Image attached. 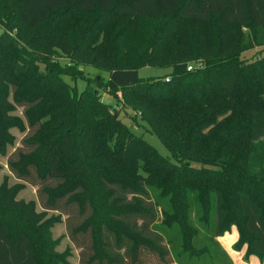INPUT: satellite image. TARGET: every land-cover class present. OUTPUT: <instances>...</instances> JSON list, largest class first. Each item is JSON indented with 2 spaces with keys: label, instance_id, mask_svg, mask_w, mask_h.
<instances>
[{
  "label": "trees",
  "instance_id": "trees-1",
  "mask_svg": "<svg viewBox=\"0 0 264 264\" xmlns=\"http://www.w3.org/2000/svg\"><path fill=\"white\" fill-rule=\"evenodd\" d=\"M70 9L111 13L104 38L137 24L138 49L121 39L113 58L99 49L93 61L112 62L104 86L173 161L100 92L63 79L74 74L53 59L69 54L63 33L26 49ZM0 28V153L15 145L12 129L25 132L6 160L20 181L0 184V264H69L51 232L61 216L78 264H233L216 240L233 224L234 246L264 257V55L242 57L264 46V0H0ZM156 58L168 80L138 75L136 64ZM24 184L40 210L17 198Z\"/></svg>",
  "mask_w": 264,
  "mask_h": 264
},
{
  "label": "rangeland",
  "instance_id": "rangeland-1",
  "mask_svg": "<svg viewBox=\"0 0 264 264\" xmlns=\"http://www.w3.org/2000/svg\"><path fill=\"white\" fill-rule=\"evenodd\" d=\"M110 14H100L99 12H90V11H73V10H57L53 18H58L59 23L57 24L58 28H50V31H45L41 29L34 30L32 33L36 34L35 37L29 42L30 46L26 45V49L32 51L33 53H38L42 50V45L48 47L52 45L54 40L59 37L62 33L65 35L64 42L67 47H69V54L63 53L60 50H55L57 53L54 54V60L56 59L63 66H66L68 71L74 73L73 77L64 75L63 79L75 87L77 90H82L86 87H90L96 92L101 93V99L108 103H111L113 106L112 112L118 114L120 119L126 123L129 128L138 136H141L149 144H151L162 156L169 158L173 161V158L170 155V152L159 139V137L150 131L149 125L140 119L139 112L124 110L123 101L121 98V93L117 92V98L111 94L108 89L104 86L103 82L108 77V72L114 66L112 62L101 63L100 61H93V57L97 54L105 52L110 54L113 58L114 47H118L121 43V39H128L130 41L129 49L134 48L138 49L139 42L142 38L134 36H129L130 33L135 32L137 29L136 23L127 24L126 20H123L121 26L120 24L116 25L111 29V36L109 38L103 37V23L105 25H110L111 20H114L113 15ZM110 18V19H108ZM107 19V20H106ZM103 20L102 26L101 22ZM106 20V21H105ZM105 21V22H104ZM137 23H144L148 27H151L154 24H159L160 22L149 20V19H138L134 20ZM2 29L0 28V34ZM27 33V32H26ZM32 33H27L29 37H32ZM129 33V34H124ZM148 34L149 32L146 31ZM119 34V35H118ZM115 35H118L115 37ZM128 35V36H125ZM109 36V35H108ZM115 37V38H114ZM73 38H75L73 41ZM105 39V42L99 46L100 43ZM127 47V46H126ZM120 52L116 55L119 57ZM131 54H129L130 56ZM264 55V46L254 47L242 54V57L245 59L252 60L256 57ZM195 60V59H194ZM166 61L156 58L154 62L148 63L147 61H142V63L136 64L140 65L137 69L138 75L142 78L149 77H164L168 79L169 74L172 70L171 67L164 66ZM189 65H196V62L193 60L189 62ZM118 66V65H116ZM98 79V80H97ZM99 81V82H98ZM18 115L22 114L21 108H17L15 111ZM12 133L16 136L15 145L9 147L7 150V155L0 153V184L3 183V180L6 179L8 184L17 183L18 180L14 175L9 171L6 160L8 154L13 150L14 147L21 145V139L25 135V132H21L17 129H12ZM24 188L18 193V199H24L25 201H35L37 204V210H40L39 204L37 202L36 187L24 184ZM54 213V212H53ZM64 216H61V220L53 224L51 232L54 239L59 240L56 250L64 251L67 247L70 249V255L67 256V261L69 264H73L74 258L71 257L73 248L70 242L67 239ZM238 231V226L233 224ZM232 226V225H231ZM231 228V227H230ZM239 234V232H238ZM245 237L242 236L241 243L245 242ZM71 245V246H70ZM239 249V247H235ZM196 264H199L200 261H195ZM202 264V263H201ZM205 264H207L205 262Z\"/></svg>",
  "mask_w": 264,
  "mask_h": 264
},
{
  "label": "crops",
  "instance_id": "crops-1",
  "mask_svg": "<svg viewBox=\"0 0 264 264\" xmlns=\"http://www.w3.org/2000/svg\"><path fill=\"white\" fill-rule=\"evenodd\" d=\"M238 238L239 234L237 228L232 225L229 231H226L222 235L217 236L216 240L221 246V248L227 253L233 264H264V257L261 258L256 254L246 255L247 244H243L239 247V249H235L234 245L237 242ZM72 248L73 251H71V257L74 258L73 264H78L79 249L73 245Z\"/></svg>",
  "mask_w": 264,
  "mask_h": 264
},
{
  "label": "built area",
  "instance_id": "built-area-1",
  "mask_svg": "<svg viewBox=\"0 0 264 264\" xmlns=\"http://www.w3.org/2000/svg\"><path fill=\"white\" fill-rule=\"evenodd\" d=\"M197 65H199V63L196 64V65H194V66H197ZM194 66H192V65H188V66H187V70H191ZM167 80H168V79H167Z\"/></svg>",
  "mask_w": 264,
  "mask_h": 264
}]
</instances>
